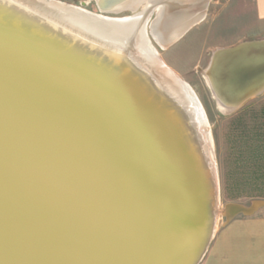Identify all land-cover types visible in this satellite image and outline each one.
<instances>
[{"label":"water","instance_id":"water-1","mask_svg":"<svg viewBox=\"0 0 264 264\" xmlns=\"http://www.w3.org/2000/svg\"><path fill=\"white\" fill-rule=\"evenodd\" d=\"M70 38L0 0V264H200L220 197L202 127L126 58ZM205 75L237 111L264 92V40L216 49ZM256 207L230 204L228 220Z\"/></svg>","mask_w":264,"mask_h":264},{"label":"rangeland","instance_id":"rangeland-1","mask_svg":"<svg viewBox=\"0 0 264 264\" xmlns=\"http://www.w3.org/2000/svg\"><path fill=\"white\" fill-rule=\"evenodd\" d=\"M58 1L99 13L96 0ZM215 1L209 5L204 20L167 48L160 47L153 36L150 37L163 62L193 90L206 112L220 192L216 235L229 219L227 208L230 204L248 208L257 204L253 212L235 217L264 215V92L245 102L237 111L223 113L217 106L205 73L216 49L264 40V24H258L253 13H235L236 0H218L219 4ZM225 4L228 5L223 8ZM141 10L139 7L136 11L106 15L124 17ZM156 15L154 11L149 22Z\"/></svg>","mask_w":264,"mask_h":264},{"label":"bare ground","instance_id":"bare-ground-1","mask_svg":"<svg viewBox=\"0 0 264 264\" xmlns=\"http://www.w3.org/2000/svg\"><path fill=\"white\" fill-rule=\"evenodd\" d=\"M7 1L55 27L62 28L72 37L71 40L82 43L96 52H102L107 57L112 55L124 57L132 68L142 69L156 86L155 89L160 91L158 93L162 98L175 102L176 108L185 115L190 125L202 127L208 156L213 160L207 117L195 103L188 89L160 70L156 59L150 53L153 43L149 37L152 34L160 46L167 48L179 40L181 34L194 21L204 18L209 0H96L100 8L106 11H136L142 7L140 12L124 16L125 18L121 20L109 19V22L101 23L76 13L72 7L64 3L62 5L52 1L53 3L46 5L45 0ZM84 10L89 12L87 9ZM154 11L157 14L156 18L149 22Z\"/></svg>","mask_w":264,"mask_h":264},{"label":"crops","instance_id":"crops-1","mask_svg":"<svg viewBox=\"0 0 264 264\" xmlns=\"http://www.w3.org/2000/svg\"><path fill=\"white\" fill-rule=\"evenodd\" d=\"M212 1L210 4L208 2L206 14ZM236 1L233 10L235 13H253L256 22L264 24V0ZM215 3L220 2L217 0ZM227 5L225 4L223 8ZM228 12H231L230 9ZM200 264H264V215L238 216L225 222Z\"/></svg>","mask_w":264,"mask_h":264}]
</instances>
